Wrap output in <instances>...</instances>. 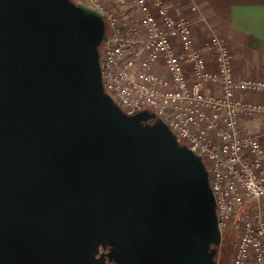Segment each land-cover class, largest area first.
<instances>
[{
    "label": "water",
    "instance_id": "1",
    "mask_svg": "<svg viewBox=\"0 0 264 264\" xmlns=\"http://www.w3.org/2000/svg\"><path fill=\"white\" fill-rule=\"evenodd\" d=\"M96 7L0 0V264H215L200 156L104 90Z\"/></svg>",
    "mask_w": 264,
    "mask_h": 264
},
{
    "label": "built area",
    "instance_id": "2",
    "mask_svg": "<svg viewBox=\"0 0 264 264\" xmlns=\"http://www.w3.org/2000/svg\"><path fill=\"white\" fill-rule=\"evenodd\" d=\"M124 1L131 18L127 8H99L107 35L99 46L104 90L128 115L154 113L200 156L220 236L237 232L231 264H264V130L253 134L243 122L264 114V77L235 75L224 37L210 33L197 44L191 18L166 0Z\"/></svg>",
    "mask_w": 264,
    "mask_h": 264
},
{
    "label": "crops",
    "instance_id": "3",
    "mask_svg": "<svg viewBox=\"0 0 264 264\" xmlns=\"http://www.w3.org/2000/svg\"><path fill=\"white\" fill-rule=\"evenodd\" d=\"M166 2L171 8L182 10L191 18L197 44L200 45L210 33L225 38L235 75L264 76V0H166ZM192 4L196 5V11L190 10ZM206 58L212 67V55L207 53Z\"/></svg>",
    "mask_w": 264,
    "mask_h": 264
},
{
    "label": "rangeland",
    "instance_id": "4",
    "mask_svg": "<svg viewBox=\"0 0 264 264\" xmlns=\"http://www.w3.org/2000/svg\"><path fill=\"white\" fill-rule=\"evenodd\" d=\"M72 1L75 3L77 2L88 3L96 7L97 9L102 8L104 10L107 9V10L121 11L127 8L128 10H126L127 11L126 13L129 15V17L131 18L133 16V9L129 7L128 1H124V2H121V0H72ZM179 11L183 12L182 10H179ZM263 77H257V78H263ZM239 95H241V93H239ZM241 96H243V98H246L248 100H252V99H257V97H259L260 95L255 94V93H246V94H242ZM243 122L245 123L244 126L246 125L245 126L246 129L245 128L244 129L253 134L261 133L264 130V114L253 115L250 118L246 117L243 119ZM236 236H237V232L234 227H232L228 232L222 235L221 244L218 247V254H217L218 262H220L221 258L224 255H226L225 263L231 264V258H232V253H233V249L235 245Z\"/></svg>",
    "mask_w": 264,
    "mask_h": 264
},
{
    "label": "flooded vegetation",
    "instance_id": "5",
    "mask_svg": "<svg viewBox=\"0 0 264 264\" xmlns=\"http://www.w3.org/2000/svg\"><path fill=\"white\" fill-rule=\"evenodd\" d=\"M221 242L219 245L216 247V254L214 256L215 264H226L225 263V257L224 255L220 262H218V247L220 246ZM112 251V246L108 243L105 245L103 244H98L97 250L94 253L91 262L83 263V264H124L118 259V256H115L111 253Z\"/></svg>",
    "mask_w": 264,
    "mask_h": 264
}]
</instances>
